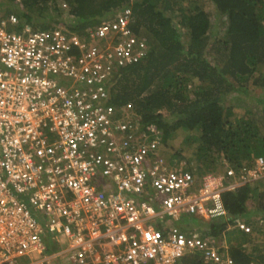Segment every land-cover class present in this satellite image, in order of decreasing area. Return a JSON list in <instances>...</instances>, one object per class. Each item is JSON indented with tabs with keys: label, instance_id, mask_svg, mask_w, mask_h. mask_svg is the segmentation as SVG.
<instances>
[{
	"label": "built area",
	"instance_id": "1",
	"mask_svg": "<svg viewBox=\"0 0 264 264\" xmlns=\"http://www.w3.org/2000/svg\"><path fill=\"white\" fill-rule=\"evenodd\" d=\"M132 19L121 7L89 30L101 39L90 45L61 26L21 25L0 0V264H186L196 250L242 264L226 230L167 221L227 216L223 191L264 176V155L197 173L166 157L132 101L111 102L115 73L152 51Z\"/></svg>",
	"mask_w": 264,
	"mask_h": 264
},
{
	"label": "trees",
	"instance_id": "2",
	"mask_svg": "<svg viewBox=\"0 0 264 264\" xmlns=\"http://www.w3.org/2000/svg\"><path fill=\"white\" fill-rule=\"evenodd\" d=\"M188 1L4 0L6 11H15L21 25H57L81 37L90 25L130 5V24L152 51L115 73L111 102L132 101L142 122L163 133L165 145L180 129L186 132L194 147L190 168L197 173L219 170L222 162L237 170L252 166L264 155V108L247 107L233 115L227 100L250 86L264 89V0ZM213 15L220 23L216 32ZM223 200L227 216L200 221L197 227L204 235L218 236L227 231L229 221H248L252 230L228 237L233 244L227 250L242 264H264V176L224 190ZM184 260L208 264L200 250Z\"/></svg>",
	"mask_w": 264,
	"mask_h": 264
},
{
	"label": "rangeland",
	"instance_id": "3",
	"mask_svg": "<svg viewBox=\"0 0 264 264\" xmlns=\"http://www.w3.org/2000/svg\"><path fill=\"white\" fill-rule=\"evenodd\" d=\"M186 3H189V1L187 0ZM120 8H121V6L118 7L116 9V11H118ZM208 8L212 9L211 10L212 14L215 13L213 6L212 7L208 6ZM110 14L112 15L113 13H110ZM107 16L108 15H106L104 18H106ZM214 17L215 16L213 15V18ZM213 20L215 21L214 22V26H215L214 31L216 32V31H218L217 26L219 27L220 23L215 18ZM60 23L63 24L62 22H60ZM96 26L97 25H90L88 27V31L91 29H95ZM64 29L68 30V31H72L69 28H64ZM72 32H74V31H72ZM86 40L90 45L95 44V43L96 44L101 43L100 38H98V39L90 38V35L88 32L86 33ZM190 86L193 87V84L190 83ZM227 105H231V107H232L231 112L233 115H239V114L244 113L247 107H251L253 109H262V108H264V89L257 87V86H250V89L247 92H241V91L235 92L234 91L229 95V98L227 100ZM168 118H170V116ZM167 143L169 145L168 144L165 145L166 147L164 148L163 152L166 155V157H168L169 160L176 161L178 163L184 161L185 165H187L188 167H190V165H192L191 160L193 159V156H194V151H193L194 147L190 146L188 144L186 132H184L182 129H180L179 131H177L174 134V136L172 138H170L169 142H167ZM162 144H163V139H162ZM182 148H183V150H182ZM227 164H229V163L222 162L217 168L220 170H223L224 166ZM157 219L158 218H154L153 222L156 221ZM191 219H192V221L189 222V220H191ZM213 219H215V218H213ZM207 220H210V219H206V218L199 216V215L188 216L187 214L183 213L182 218H180L178 220L174 219L173 221L171 220V218H169L167 222H169L170 224L175 222L176 224L185 228V227H188L189 223H193L195 225H193V224H190V225L193 227H195V226L197 227L196 224H199L200 221L206 222ZM262 223L263 222L260 221V224H262ZM198 230L202 231L200 228ZM239 231L240 230H238L236 228H232V229H229L225 232L226 235L224 237L226 239V242L228 243V248H230L231 245L233 244V241H230L228 237L233 238V236L237 235V233Z\"/></svg>",
	"mask_w": 264,
	"mask_h": 264
}]
</instances>
